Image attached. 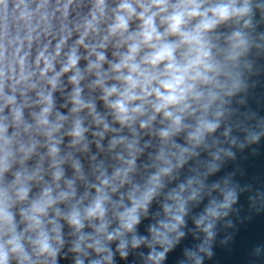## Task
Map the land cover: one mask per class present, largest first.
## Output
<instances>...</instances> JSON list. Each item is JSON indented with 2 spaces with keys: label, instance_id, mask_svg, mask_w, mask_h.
<instances>
[{
  "label": "clouds",
  "instance_id": "obj_1",
  "mask_svg": "<svg viewBox=\"0 0 264 264\" xmlns=\"http://www.w3.org/2000/svg\"><path fill=\"white\" fill-rule=\"evenodd\" d=\"M0 264H264V0H0Z\"/></svg>",
  "mask_w": 264,
  "mask_h": 264
}]
</instances>
